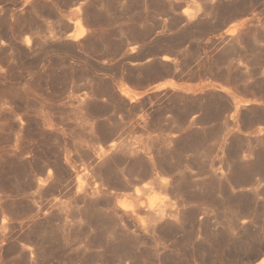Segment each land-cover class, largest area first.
<instances>
[{
	"label": "rangeland",
	"instance_id": "1",
	"mask_svg": "<svg viewBox=\"0 0 264 264\" xmlns=\"http://www.w3.org/2000/svg\"><path fill=\"white\" fill-rule=\"evenodd\" d=\"M262 255L264 0H0V264Z\"/></svg>",
	"mask_w": 264,
	"mask_h": 264
},
{
	"label": "bare ground",
	"instance_id": "2",
	"mask_svg": "<svg viewBox=\"0 0 264 264\" xmlns=\"http://www.w3.org/2000/svg\"><path fill=\"white\" fill-rule=\"evenodd\" d=\"M77 24V23H76ZM70 35H72V34H70ZM70 35H68V36H70ZM74 39H77V37H73ZM113 144L114 143H111L109 146H110V148H112V146H113ZM151 203H152V201H150ZM153 212L155 213V210H153ZM253 264V263H252ZM254 264H264V255H262L261 257H260V259L256 262V263H254Z\"/></svg>",
	"mask_w": 264,
	"mask_h": 264
}]
</instances>
